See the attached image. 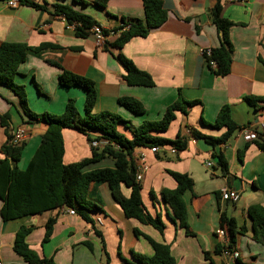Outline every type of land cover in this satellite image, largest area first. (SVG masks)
I'll return each mask as SVG.
<instances>
[{
	"label": "crops",
	"instance_id": "0c3cea01",
	"mask_svg": "<svg viewBox=\"0 0 264 264\" xmlns=\"http://www.w3.org/2000/svg\"><path fill=\"white\" fill-rule=\"evenodd\" d=\"M32 1L46 8L18 2L12 7L0 0V43L23 42L32 47L48 44L38 51H28L14 77V82L24 87L29 111L59 114L66 100L74 98L78 113L84 114L86 91L77 85H59L57 76L61 69L93 81L96 90L93 112L110 111L133 126L159 120L179 94L197 103L186 106L185 113L177 111L165 131L152 132L166 139L180 134L186 140L184 149L171 153L169 146L157 152L149 147H137L132 154L135 165L146 166L139 181L142 203L151 215L160 216L163 232L125 217L112 200L106 183L95 181L88 186L87 198L101 210L90 212L92 223L76 212L69 214L67 207L9 220L0 217V264H29L13 250L15 232L20 225L32 226L25 238L29 247L40 257L52 258L56 264H123L122 259L140 264L132 254L151 256L153 249L134 229L155 242L168 244L174 264H209L204 252L209 253L212 264H221L226 259L222 253H214V249L218 244L228 243L226 229L219 223L222 213L236 223L233 249L238 252V259L245 264H264V231L259 239L249 214L250 207L264 208V153L252 141L242 138L241 129H236L223 145L211 146L192 136V130L211 136L223 133L224 128H212L202 120L212 123L224 104L229 106L232 120L242 128L258 129L264 121V104L253 105L243 99L249 95L264 96V0H160L167 14L165 21L145 36L131 37L119 48L113 46L118 32L108 34L103 46H97L91 34L75 35L73 28L67 27L64 19L53 12V5L67 4L110 31L124 21L143 19L142 0H108L104 8L93 0ZM216 3L220 4V16L232 22L228 28L231 62L224 75L215 74L200 53L202 48H214L220 43V34L212 22ZM117 54L150 75L153 84H127ZM124 96L138 100L143 112L135 114L119 104L118 98ZM4 113H9L10 118L7 127L0 124V146L6 142L7 131L23 128L26 132L17 161V166L23 169L39 144L45 125L27 121L18 97L0 84V114ZM117 129L131 137L123 124ZM61 133L65 164L90 156L86 135L72 128H63ZM98 142L102 144L104 140ZM212 153L223 154L227 162L225 174ZM209 161L212 165L208 167ZM105 167H114L111 158L88 163L84 170ZM168 171L186 173L192 178L191 190L182 196L191 235L173 219L170 207L161 198V189L176 187ZM223 188L239 191L238 201L222 200ZM121 192L128 196L129 189L121 186ZM50 217L55 218L52 233L47 242H42L44 224ZM241 227L243 231H239ZM220 228L225 230V235L217 233Z\"/></svg>",
	"mask_w": 264,
	"mask_h": 264
},
{
	"label": "trees",
	"instance_id": "16d2710c",
	"mask_svg": "<svg viewBox=\"0 0 264 264\" xmlns=\"http://www.w3.org/2000/svg\"><path fill=\"white\" fill-rule=\"evenodd\" d=\"M7 1V0H5ZM86 3L85 0H74ZM108 0H93V3L104 8ZM20 5H28L33 8H46L32 0H17ZM144 18L131 19L115 29L110 30L118 36L113 42L114 47H121L133 36H145L152 28L158 27L167 17L166 11L162 8L160 0H142ZM53 12L60 15L66 26L73 25L74 34L80 37L91 34L92 26L97 22L89 15L74 10L67 4H54ZM212 22L220 34V43L212 48L211 58L215 60L216 67L211 68L215 74L224 75L228 72L231 62V44L228 40V28L232 22L220 16V4L216 3L212 11ZM110 31L103 29L105 34ZM105 44V43H104ZM48 44H41L32 47L23 42H2L0 43V84L7 86L18 97L24 116L29 122H41L45 125L44 132L40 135L39 144L32 153L27 165L20 169L17 161L20 158L24 145L11 142V132H6V142L0 146V217L2 220L19 218L27 215L39 214L47 210H54L60 207L72 208L82 219L92 223L90 212L101 210L100 206L88 200L87 191L91 182L101 181L106 183L110 196L116 202L125 217L134 218L142 224H149L159 232H163L164 224L159 215H151L144 207L140 190L141 185L135 178L136 165L133 160V151L137 147L171 146L177 150L186 147L185 138L177 134L174 139H166L153 135V131H165L170 122L174 119L177 111L185 113L186 106L193 105L197 101L185 100L180 94L177 99L169 104L159 120L143 121L138 126H133L128 120L110 111L93 112L96 104V90L92 80L61 69L57 76L58 84L64 87L77 85L86 91L84 114L80 115L75 106L74 98H68L61 113L41 112L34 113L27 109L26 93L22 85L14 82L18 74V66L25 59L28 51H38ZM117 57L122 64L125 73L124 81L129 85L151 86L153 81L145 71L138 69L134 63L121 54ZM55 65H58L55 63ZM244 101L249 104H264V96H245ZM118 103L129 111L140 114L143 112L142 104L132 97H120ZM9 113L0 114V124L7 127ZM204 125L212 128H224V132L218 136L202 134L192 130V136L203 139L211 146L225 144L236 129H241L230 116V108L227 104L222 105L217 111L212 123ZM123 124L131 137L121 133L117 126ZM72 128L86 135L88 142L92 140H104L102 144L91 146L89 157L80 161L65 164L62 160L64 145L61 130ZM97 135L92 136L90 133ZM252 142L264 153V133L258 132L256 139ZM99 143V142H98ZM216 159L221 172H227V162L222 153H212ZM103 157L113 160L114 167L96 168L89 171L84 166L96 162ZM176 182L173 189L163 188L160 190L162 200L170 207L173 219L180 227H183L187 235L192 232L189 229L186 217V205L183 200V193L192 188V178L186 173L168 171ZM121 186L129 189L128 196L121 192ZM249 214L253 219L255 235L259 233V239L264 231V208L253 206L249 208ZM55 218H48L44 224L42 242H47L51 233ZM221 227L226 229L228 243L225 246L216 245L214 253H221L224 248L233 249L234 236L237 231L233 218L221 214L219 217ZM32 226L20 225L15 232L13 250L29 264H56L50 257H40L26 243V235L31 231ZM258 229V231H257ZM243 231V228H239ZM136 235H142L153 249L151 256L133 253V258L140 264H174L168 244L158 243L139 230L134 229ZM257 236V235H256ZM257 238V237H256ZM204 259L212 264L208 252H204ZM123 264H136L122 259ZM221 264H228L223 262ZM232 264H245L238 258Z\"/></svg>",
	"mask_w": 264,
	"mask_h": 264
},
{
	"label": "built area",
	"instance_id": "2783aa9c",
	"mask_svg": "<svg viewBox=\"0 0 264 264\" xmlns=\"http://www.w3.org/2000/svg\"><path fill=\"white\" fill-rule=\"evenodd\" d=\"M7 4L9 6L14 7V6L17 5V0H7ZM67 27L73 28V25H68ZM112 33L113 32L110 31L108 34H112ZM108 34H105L103 32V28L100 25H98V24L92 26V28H91V35L93 36L94 41H95L97 46H103L104 45L105 39H106ZM200 53H201L202 57L204 58V61H205L206 65L210 66L211 68H215L216 67L215 60L211 58L212 48H209V47L202 48L200 50ZM240 132H241L242 138L244 140L252 141V140L256 139L258 132L264 133V121H261L259 123L258 129L253 128L252 126H246L244 128H241ZM11 135H12L11 142L13 144H15V145H19L24 140V138L26 136V132H25V130L23 128H17L16 130H13L11 132ZM97 144H99V143L97 141H95V140H92L90 142V145H92V146H96ZM162 148H165V145L164 146H153V147H150V150L152 152H157L158 150H160ZM168 150L171 153H175L176 152V148L171 147V146L168 147ZM211 165H212V163L210 161L206 162V166L209 167ZM145 168H146L145 165H143V166L136 165V173H135L136 180H138V181L141 180L142 171ZM239 197H240V192L235 190V189H232V188H223L220 191V198L222 200H224V201L235 203V202L238 201ZM67 212L69 214H74L75 213L72 208L67 209ZM217 233L219 235L223 236V235H225V230L223 228H220V229H218ZM221 253L225 257L226 263H228V264H232L234 262V260L236 258H238V256H239L238 252L236 250H234V249L229 250L227 248H224Z\"/></svg>",
	"mask_w": 264,
	"mask_h": 264
}]
</instances>
